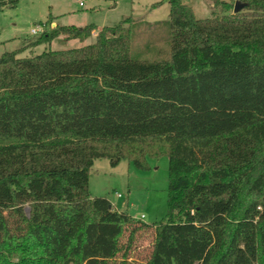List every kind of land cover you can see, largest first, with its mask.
Listing matches in <instances>:
<instances>
[{
    "label": "trees",
    "instance_id": "trees-1",
    "mask_svg": "<svg viewBox=\"0 0 264 264\" xmlns=\"http://www.w3.org/2000/svg\"><path fill=\"white\" fill-rule=\"evenodd\" d=\"M207 1L225 13L150 6L169 7L166 60L131 57L130 17L32 42L94 37L78 48L0 55V264H130L141 229H152L142 264H264V0H233L236 13ZM161 156V220L90 196L94 161L148 170Z\"/></svg>",
    "mask_w": 264,
    "mask_h": 264
},
{
    "label": "rangeland",
    "instance_id": "rangeland-1",
    "mask_svg": "<svg viewBox=\"0 0 264 264\" xmlns=\"http://www.w3.org/2000/svg\"><path fill=\"white\" fill-rule=\"evenodd\" d=\"M160 1L117 0L111 7V3L104 0H19L16 7L0 10V55L22 46L26 48L22 55H27L46 49L78 48L94 41L93 36L82 42L57 38L49 45L33 46L32 42L39 35H32L30 29L45 23L49 16L59 26L78 28L89 24L115 26L130 17L136 25L132 31L131 57L166 60L169 57V7L162 4L155 9L150 8ZM226 1L230 6L228 12H233L235 1ZM182 3L192 9L196 19L209 18L212 13H225L222 7L214 8L207 0H182ZM51 23L46 24V30L53 27ZM146 162L148 170H138L127 160H121L116 167H111L106 159L94 161L89 170L90 196L105 197L119 211L134 219L143 216L144 224L151 225L161 220L167 212L168 160L161 156L146 158ZM151 230L141 229L136 233L129 251L130 264L145 261L152 241ZM126 237L127 232L121 239L122 243Z\"/></svg>",
    "mask_w": 264,
    "mask_h": 264
},
{
    "label": "built area",
    "instance_id": "built-area-1",
    "mask_svg": "<svg viewBox=\"0 0 264 264\" xmlns=\"http://www.w3.org/2000/svg\"><path fill=\"white\" fill-rule=\"evenodd\" d=\"M79 4L81 5V2ZM45 30H46V24L43 23V24H39V25H36V26L32 27L30 29V33L32 35H39V34L43 33ZM136 220L142 221L143 220V216H141L140 218H138Z\"/></svg>",
    "mask_w": 264,
    "mask_h": 264
},
{
    "label": "water",
    "instance_id": "water-1",
    "mask_svg": "<svg viewBox=\"0 0 264 264\" xmlns=\"http://www.w3.org/2000/svg\"><path fill=\"white\" fill-rule=\"evenodd\" d=\"M242 7H243V4H240L239 2H236L234 4L233 13H236V12L240 11L242 9Z\"/></svg>",
    "mask_w": 264,
    "mask_h": 264
},
{
    "label": "crops",
    "instance_id": "crops-1",
    "mask_svg": "<svg viewBox=\"0 0 264 264\" xmlns=\"http://www.w3.org/2000/svg\"><path fill=\"white\" fill-rule=\"evenodd\" d=\"M55 25H57L55 22H52V23H51V26H55ZM110 203H111V202H110ZM111 205L113 206V208H114L115 210L119 211V209H117V208L114 206L113 203H111Z\"/></svg>",
    "mask_w": 264,
    "mask_h": 264
}]
</instances>
